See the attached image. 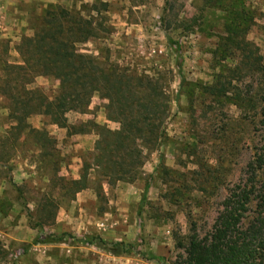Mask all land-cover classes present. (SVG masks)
I'll return each mask as SVG.
<instances>
[{
	"label": "rangeland",
	"instance_id": "rangeland-1",
	"mask_svg": "<svg viewBox=\"0 0 264 264\" xmlns=\"http://www.w3.org/2000/svg\"><path fill=\"white\" fill-rule=\"evenodd\" d=\"M108 1L111 33L79 47L93 55L109 49L122 67L162 77L174 100L165 123L168 139L148 154L141 179L102 186L92 181L71 198L61 177L80 178L95 147L85 137L102 125L90 113L106 115L108 100L95 94L92 109L67 113L76 140L64 139L48 116L29 118L56 140L63 159L57 161L42 155L27 132L17 137L9 101L0 95V264H188L190 240L211 238L264 145V115L246 116L227 98L232 88L252 95L264 84L263 74L250 67L253 56L264 59V0H179L177 21H185H174L169 30L161 20L164 0L141 6L137 0ZM72 3L0 0V54L6 53L4 42L6 58L17 61V46L34 35L44 10ZM216 75L235 77L227 97L208 92ZM59 86L44 76L32 84L50 99ZM48 235L63 241L36 242Z\"/></svg>",
	"mask_w": 264,
	"mask_h": 264
},
{
	"label": "trees",
	"instance_id": "trees-1",
	"mask_svg": "<svg viewBox=\"0 0 264 264\" xmlns=\"http://www.w3.org/2000/svg\"><path fill=\"white\" fill-rule=\"evenodd\" d=\"M148 1L137 0L136 6L146 5ZM178 2L164 0L161 20L168 30L179 18ZM108 12V0L92 3L73 0L71 8L50 5L44 10L34 35L23 37L17 46L19 61L6 58L9 46L4 42L6 53L0 54V95L9 101V119L17 137L27 132L37 140L36 147L46 157L63 160L56 140L47 129L32 127L28 122L30 117L48 116L53 124L67 128L71 135L67 113L85 111L95 94L108 100L107 119L119 123V129L98 125V139L94 150L84 159L80 178L66 182L61 177L71 198L92 181L102 186L141 179L148 154L158 150L168 139L165 123L174 100L168 97L162 77H150L138 69L122 67L112 60L109 49L100 48L102 53L93 55L82 52L79 47L107 38L112 31ZM184 21L177 22L184 24ZM263 60L262 56L252 57L250 67L254 75L261 73L264 77ZM178 68L182 72L181 65ZM40 76L59 81V90L53 99L41 88L32 87ZM181 77L184 80L183 75ZM215 77V87L208 88V92L227 97L235 77L225 80L222 75ZM232 90L234 94L227 98L244 115L251 112L253 117L264 115V84L252 95L238 87ZM246 167V181L238 183L236 191L230 194L211 238L203 241L192 237L190 240L188 264H264V145L256 150ZM42 222L47 220L42 218ZM62 241L63 237L48 235L36 242ZM149 258L155 257L150 254Z\"/></svg>",
	"mask_w": 264,
	"mask_h": 264
},
{
	"label": "crops",
	"instance_id": "crops-1",
	"mask_svg": "<svg viewBox=\"0 0 264 264\" xmlns=\"http://www.w3.org/2000/svg\"><path fill=\"white\" fill-rule=\"evenodd\" d=\"M17 50V49H16ZM17 53H18V51H17ZM15 60H17V61H19L20 60V58H19V53H18V57H15L14 58ZM37 79V78H36ZM93 108V106L92 105H90V107H89V109H92ZM99 112H95V113H90V117L92 118H95L94 120H97L96 122L97 123H99V124H102V125H105V124H107V126H109V127H111V128H119V127H117V126H119V124L118 123H116V122H113V121H110V120H108L107 119V117H106V115L104 114V115H102L101 113H100V115L98 114ZM37 115H41V114H37ZM41 116H43V115H41ZM98 120H100V122L98 121ZM111 125H113V126H111ZM54 126H56V125H54ZM57 128H58V132L60 133V134H64V139H70V138H72V139H74V140H76L75 139V134H71V135H69L68 134V130H67V128H60L59 126H57ZM88 135H92V136H88V137H85L86 139L88 138V140L90 139H94L93 140V143H92V146H94L95 145V142H96V140L98 139V135L94 132V131H92L91 132V134H88ZM91 142V141H90ZM84 145H85V143H84ZM76 146H79V147H83V144L82 143H80V144H78V145H76ZM86 146H91V144H89V142L86 144Z\"/></svg>",
	"mask_w": 264,
	"mask_h": 264
}]
</instances>
